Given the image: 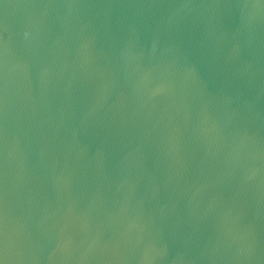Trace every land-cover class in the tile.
Wrapping results in <instances>:
<instances>
[{
  "label": "water",
  "instance_id": "water-1",
  "mask_svg": "<svg viewBox=\"0 0 264 264\" xmlns=\"http://www.w3.org/2000/svg\"><path fill=\"white\" fill-rule=\"evenodd\" d=\"M3 264H264V0H0Z\"/></svg>",
  "mask_w": 264,
  "mask_h": 264
},
{
  "label": "snow or ice",
  "instance_id": "snow-or-ice-1",
  "mask_svg": "<svg viewBox=\"0 0 264 264\" xmlns=\"http://www.w3.org/2000/svg\"><path fill=\"white\" fill-rule=\"evenodd\" d=\"M0 264H3V262H2V261H0Z\"/></svg>",
  "mask_w": 264,
  "mask_h": 264
}]
</instances>
